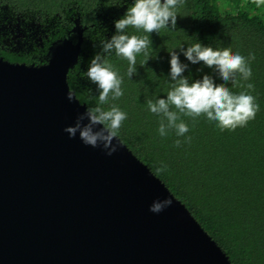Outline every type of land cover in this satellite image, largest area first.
Segmentation results:
<instances>
[{"label": "trees", "instance_id": "1", "mask_svg": "<svg viewBox=\"0 0 264 264\" xmlns=\"http://www.w3.org/2000/svg\"><path fill=\"white\" fill-rule=\"evenodd\" d=\"M131 2L0 0V58L41 65L56 42L67 38L75 43L81 32V49L66 78L75 97L94 106L90 97L96 94L95 85L82 70L101 42L114 34L113 21ZM176 14L174 30L149 34L151 44L137 54L131 80L127 60L108 57L123 77L124 95L114 103L127 119L118 137L185 204L232 264H264V3L258 7L257 0H181ZM128 34L147 35L131 28ZM197 39L214 49L245 57L254 54L252 76L240 83L252 84L258 110L246 126L235 130L221 131L203 116L195 121L182 117L189 124L190 139L176 137L174 131L161 138L156 131L158 117L147 111V101L163 98L170 87L168 52ZM180 59L188 63L182 55ZM202 74L212 72L202 64H189L183 73L190 81ZM227 86L232 92L245 90Z\"/></svg>", "mask_w": 264, "mask_h": 264}, {"label": "water", "instance_id": "2", "mask_svg": "<svg viewBox=\"0 0 264 264\" xmlns=\"http://www.w3.org/2000/svg\"><path fill=\"white\" fill-rule=\"evenodd\" d=\"M81 42L41 65L0 58V264H232L118 136L106 156L62 131L86 105L66 78Z\"/></svg>", "mask_w": 264, "mask_h": 264}, {"label": "clouds", "instance_id": "3", "mask_svg": "<svg viewBox=\"0 0 264 264\" xmlns=\"http://www.w3.org/2000/svg\"><path fill=\"white\" fill-rule=\"evenodd\" d=\"M180 3L181 0H132L124 14L113 21L114 34L101 42L100 50L89 58L87 67L82 70L83 77L95 85L96 94L90 97L95 104L91 107L83 105L84 111L75 116L72 124L62 129L69 139L77 138L85 146L99 148L106 156L118 150L117 136L127 113L114 103L124 95L123 77L108 57L114 54L126 59V75L131 80L136 74L137 54L145 52L151 44L149 34L160 29L176 28V9ZM262 3L264 0H257L258 7ZM129 28L147 35H129ZM180 55L188 63L182 62ZM168 57L170 87L163 98L147 101V111L158 117L156 131L161 138L174 131L176 137H184L185 141L190 139L186 136L189 124L182 117L195 121L203 116L221 131L244 127L255 118L258 105L251 94L253 86L251 83H240L249 81L252 76L250 63L255 58L253 53L245 57L228 49H214L197 39L188 46L180 44L168 52ZM189 64H202V67L211 70L212 75L202 74L199 79L190 81L183 75ZM197 71L200 72L201 68L198 67ZM216 80L221 83L217 84ZM229 84L245 90L232 92L227 86ZM66 99L71 102L73 95L66 94ZM180 143L179 139L175 141L177 146ZM171 204L169 197H158L149 204L148 211L159 214Z\"/></svg>", "mask_w": 264, "mask_h": 264}]
</instances>
